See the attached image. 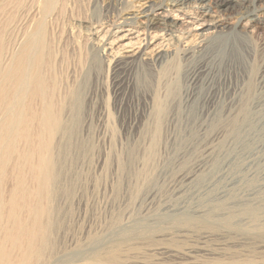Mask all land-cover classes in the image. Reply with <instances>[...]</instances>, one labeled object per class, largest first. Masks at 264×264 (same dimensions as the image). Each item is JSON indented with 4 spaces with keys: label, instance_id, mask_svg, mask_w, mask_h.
I'll return each mask as SVG.
<instances>
[{
    "label": "bare ground",
    "instance_id": "6f19581e",
    "mask_svg": "<svg viewBox=\"0 0 264 264\" xmlns=\"http://www.w3.org/2000/svg\"><path fill=\"white\" fill-rule=\"evenodd\" d=\"M141 1L145 2L139 12L127 9L119 13L115 26L106 22L92 29L95 39L87 44L96 53L92 59L113 55L117 66L129 67L122 82L124 90L129 91L128 78L133 74L138 87L155 92L150 99L158 124L175 104L177 110L196 111L207 119L212 117V123H222L225 135L230 134L236 144L246 141L255 127H264V55L248 41L249 29L264 30V0ZM69 2L0 0V264H121L120 247L114 244L107 245L106 255L98 249L86 260L81 254L76 261L55 258L58 241L68 229L67 202L79 180L75 164L83 155V145L77 122L83 79L90 72L77 85L58 74L59 47L65 39L77 36L73 30H62L64 19L73 11ZM180 21L186 22L185 31L179 29ZM243 22L246 29L241 27ZM258 46H264V39ZM177 56L180 63H194L184 76L187 87L181 97L178 83H173L160 96V77L171 71ZM127 107L138 108L131 100ZM222 137L220 132L214 138ZM223 141L218 145L221 153ZM234 161L236 165L230 169ZM224 164L228 169L222 170V166L198 199L212 191L213 202H222L213 207L218 216L227 214L223 211L228 206L223 205L230 201L241 216L236 225L247 229L236 233L234 243L246 247L256 240L255 245L264 252L260 241L264 239V132L249 153L233 156ZM199 169L197 166L195 171ZM184 179L191 180V176ZM187 203L163 207L156 220L169 218L180 228L165 227L159 238H185L209 214L208 208L194 205L186 210ZM119 221L114 218L111 226ZM236 225L231 228L238 229ZM211 237L201 234L203 239ZM216 237L225 240L229 236L221 232ZM129 239L127 245L141 241L138 236L129 244ZM160 250L168 259L176 255L172 250ZM218 261L216 264H264V257L259 263L230 257ZM188 264L204 263L195 259Z\"/></svg>",
    "mask_w": 264,
    "mask_h": 264
},
{
    "label": "rangeland",
    "instance_id": "374dc122",
    "mask_svg": "<svg viewBox=\"0 0 264 264\" xmlns=\"http://www.w3.org/2000/svg\"><path fill=\"white\" fill-rule=\"evenodd\" d=\"M120 1L123 6H118L115 0H70L73 11L62 25L64 33L70 29L77 36L65 39L59 47L62 54L59 76L66 82L75 80L77 85L89 69L90 72L83 79L77 122L78 137L83 145V155L75 164L79 180L67 202L70 209L68 229L58 241L56 261L62 262L66 257L76 261L82 256L84 260L90 259L93 251L98 249L106 255L107 245L114 244L120 247L119 255H115L119 256L121 264H188L195 259L204 264H216L229 257L259 263L264 252L255 245L256 240L246 247L243 243L242 246L234 243L236 233L247 230L237 226L241 219L238 209L225 201L223 206H228V210L223 213L227 214L218 216L219 212L213 209L217 202H213L212 191L198 197L207 182L216 179V172L222 166V170L228 169L224 164L226 160L249 153L259 143L263 125L255 127L246 141L236 144L230 134L225 135L222 123H212V117L207 119L196 111L177 110L175 104L163 113L158 124L153 99H150L155 92L138 87L133 74L128 78L129 91L124 90L122 82L127 78L129 67L117 66L113 55L104 59L96 55L97 61L93 60L92 54L96 53H92L87 45L95 39L92 35L94 27L106 22L115 26L113 23H119V13L139 12L145 2ZM148 1L157 3L161 0ZM185 23L178 24L182 31L187 29ZM245 23L241 27H247ZM263 39L264 30L249 29L248 41L264 55V46H258ZM179 63L177 56L171 71L161 75L157 89L160 96H164L173 83H178L179 95L183 96L187 87L184 76L194 63H180L177 70L175 67ZM129 100L138 108L127 107ZM221 117L223 120V115ZM220 132H223V153L218 151L221 140L214 138ZM234 165L235 161L230 169ZM197 166H200L198 172L195 171ZM186 175H190L191 180L184 179ZM181 203H187L186 210L193 205L208 208L209 214L189 229L187 237L162 240L158 236L165 232V227H180L171 224L169 218H157L159 221L156 217L162 215L163 207ZM231 212L235 214L228 215ZM116 217L119 223L111 226ZM235 225L238 229L231 228ZM221 232L229 237L225 240L215 238ZM202 233L212 237L203 239ZM138 236L141 241L129 243ZM128 238H131L130 245L125 242ZM260 241L264 242V239ZM161 248L175 251V257H162Z\"/></svg>",
    "mask_w": 264,
    "mask_h": 264
}]
</instances>
